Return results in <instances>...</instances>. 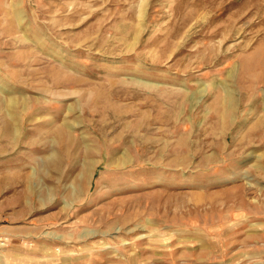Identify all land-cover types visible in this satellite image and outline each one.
Returning <instances> with one entry per match:
<instances>
[{
	"label": "rangeland",
	"instance_id": "obj_1",
	"mask_svg": "<svg viewBox=\"0 0 264 264\" xmlns=\"http://www.w3.org/2000/svg\"><path fill=\"white\" fill-rule=\"evenodd\" d=\"M0 264H264V0H0Z\"/></svg>",
	"mask_w": 264,
	"mask_h": 264
},
{
	"label": "crops",
	"instance_id": "obj_2",
	"mask_svg": "<svg viewBox=\"0 0 264 264\" xmlns=\"http://www.w3.org/2000/svg\"><path fill=\"white\" fill-rule=\"evenodd\" d=\"M119 159L122 160V158H119ZM119 159H118V160H119ZM112 160H113V162H116V161H117V158L113 157Z\"/></svg>",
	"mask_w": 264,
	"mask_h": 264
}]
</instances>
